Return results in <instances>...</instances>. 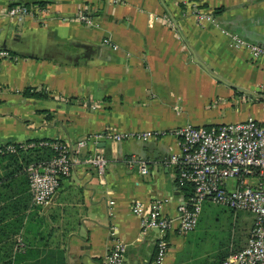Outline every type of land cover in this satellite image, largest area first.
I'll use <instances>...</instances> for the list:
<instances>
[{
  "label": "crops",
  "instance_id": "1",
  "mask_svg": "<svg viewBox=\"0 0 264 264\" xmlns=\"http://www.w3.org/2000/svg\"><path fill=\"white\" fill-rule=\"evenodd\" d=\"M17 2L44 10L11 17ZM197 11L212 19L200 21ZM232 34L264 46V0H0V47L10 54L0 58V142L74 146L91 133L168 131L89 141L46 205L33 202L24 172L9 173L1 160L0 264H104L118 241L122 264H155L158 230H143L132 204L159 199L173 215L186 197L177 166L165 161L179 149L169 131L264 120V57L234 45ZM222 107L233 116L225 119ZM94 151L108 158L104 173L85 162ZM130 155L146 161V173L127 163ZM194 231L167 232L163 264H220L193 244Z\"/></svg>",
  "mask_w": 264,
  "mask_h": 264
},
{
  "label": "built area",
  "instance_id": "2",
  "mask_svg": "<svg viewBox=\"0 0 264 264\" xmlns=\"http://www.w3.org/2000/svg\"><path fill=\"white\" fill-rule=\"evenodd\" d=\"M43 10V6L17 2L8 6L7 13L21 18ZM197 18L200 21L211 20L212 16L208 12L197 11ZM79 19L87 24L92 22L85 11L79 13ZM231 40L236 46L246 47L253 57H264V46L248 42L236 34L231 35ZM109 41V38L105 39V42ZM9 55L7 49L0 47V58ZM167 132L147 129L91 133L76 140L74 146L63 139L41 142L50 144L54 154L48 159L31 162L26 168L33 202L46 205L51 201L61 178L71 172L73 152H79L89 141H95L99 136L112 140L145 139ZM169 132L177 137L179 149L170 153L165 161L177 166L179 183L191 185L193 192L178 202L173 215L163 212L159 199L148 204L134 200L132 210L140 216L141 228L145 231L156 229L159 233L155 241V264H163L167 254V232L175 229L185 234L193 230L205 200L255 213L246 243L224 257L221 264H264V120L246 117L209 125L187 123ZM14 150L12 143L0 142V155ZM126 161L137 166L141 173L147 172L144 159L130 155ZM85 162L104 173L108 158L102 152L94 151L85 157ZM124 253L125 244L116 242L106 254L104 264H122Z\"/></svg>",
  "mask_w": 264,
  "mask_h": 264
},
{
  "label": "rangeland",
  "instance_id": "3",
  "mask_svg": "<svg viewBox=\"0 0 264 264\" xmlns=\"http://www.w3.org/2000/svg\"><path fill=\"white\" fill-rule=\"evenodd\" d=\"M235 107L239 108V106L234 105L230 111L236 113L237 111L233 110ZM259 107L262 111V107ZM221 112L225 114L223 107ZM258 115L264 117L261 113ZM226 116L225 119H229L233 115ZM254 220L255 213L251 210L232 209L226 205L205 200L201 206L197 225L193 229V231L195 230L193 235L197 237L194 239L192 236L193 244L196 241L199 246H197L198 250L214 252L217 259L228 252L224 256L226 257L247 241ZM190 232L192 233V230L187 233L190 234Z\"/></svg>",
  "mask_w": 264,
  "mask_h": 264
},
{
  "label": "trees",
  "instance_id": "4",
  "mask_svg": "<svg viewBox=\"0 0 264 264\" xmlns=\"http://www.w3.org/2000/svg\"><path fill=\"white\" fill-rule=\"evenodd\" d=\"M25 93L31 96H45L43 92L36 90L35 88H26ZM57 139L60 138H33L21 142H10L15 146V150L5 151L2 153L0 155V161L6 159L10 162L12 168L10 169L9 173L19 171L24 172L27 176L26 168L31 162L48 159L54 154V150L50 144L41 142H51ZM183 189L185 191L184 193L186 197L191 195L193 192V188L189 184L185 185ZM227 253L228 252L220 256L219 262H221V259Z\"/></svg>",
  "mask_w": 264,
  "mask_h": 264
}]
</instances>
